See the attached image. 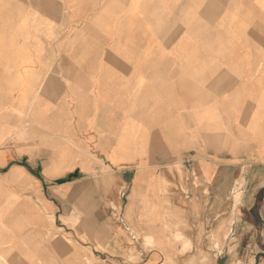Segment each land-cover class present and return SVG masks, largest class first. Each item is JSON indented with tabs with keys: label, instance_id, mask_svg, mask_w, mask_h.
I'll return each instance as SVG.
<instances>
[{
	"label": "crops",
	"instance_id": "crops-1",
	"mask_svg": "<svg viewBox=\"0 0 264 264\" xmlns=\"http://www.w3.org/2000/svg\"><path fill=\"white\" fill-rule=\"evenodd\" d=\"M263 8L264 0H0V211L11 195L5 182L34 191L55 221L75 211L92 264L121 263L113 204L129 234L144 225L137 212H160L158 226L171 211L190 228V246L203 228L202 252L215 264H264ZM25 121L29 141L8 145ZM168 248L141 250L135 264L196 255ZM70 258L84 264L77 252Z\"/></svg>",
	"mask_w": 264,
	"mask_h": 264
},
{
	"label": "rangeland",
	"instance_id": "rangeland-1",
	"mask_svg": "<svg viewBox=\"0 0 264 264\" xmlns=\"http://www.w3.org/2000/svg\"><path fill=\"white\" fill-rule=\"evenodd\" d=\"M263 5V4H262ZM264 9V8H263ZM28 121L23 122L21 127L16 130L8 138V145H14L18 142L27 143L26 129L29 124ZM177 173L179 169L177 168ZM104 182H108L105 177ZM107 184L106 186H108ZM9 188L11 193L9 203L4 211H0V264H69L72 253L77 252L81 256V261L84 264H92V257L89 255L90 248L82 247L79 240H85L82 235H76V218H74L75 211L71 212L68 221L58 217L54 220L53 213L48 209L43 201L38 197L34 191H29L19 186L4 184ZM137 196L132 192L129 196V203L125 210L127 218H133L135 211L133 210V200ZM239 195H234L236 202ZM146 196H144V206H148ZM109 218H111V229H118L124 238L123 254L119 257L121 263L113 260H106L101 264H135L141 259L140 251L148 250H162L168 251V247L180 246L181 254L186 251H191L190 254H196L191 257L188 262L195 259V264H208L207 260H213L214 257L210 254L202 252L204 230L199 228L198 234L194 236L195 247L190 246L191 236L187 238L184 234L185 230H190L188 227H180L178 223L173 220L171 211L164 212V216L160 224V212L157 215L152 210L139 211L136 213L137 217L144 224L141 227H132L133 233L129 234L116 221L119 212L118 204H113V209ZM37 210V214L41 217V221L36 222L30 214V208ZM149 207V206H148ZM88 212L83 216L80 214V221L82 218H87ZM231 214V212H230ZM64 220V221H63ZM66 224L65 228H58ZM226 222H228L226 224ZM230 221H223L224 232L229 227ZM226 225V226H224ZM212 229V228H208ZM207 229V230H208ZM207 232V234H210ZM135 236L132 239L131 236ZM168 241V243L166 241ZM170 245V246H169ZM167 264H178L169 259Z\"/></svg>",
	"mask_w": 264,
	"mask_h": 264
},
{
	"label": "bare ground",
	"instance_id": "bare-ground-1",
	"mask_svg": "<svg viewBox=\"0 0 264 264\" xmlns=\"http://www.w3.org/2000/svg\"><path fill=\"white\" fill-rule=\"evenodd\" d=\"M104 180H105V178H104ZM230 223H231V222H230ZM232 223H233V222H232ZM229 228H230V227H228L227 230L225 231V235H227V233H228V231H229ZM231 228H232V227H231ZM216 246H217V245H216ZM214 247H215V246H214ZM214 257H215V256H214ZM206 262H207L208 264H215V263L213 262V260H207Z\"/></svg>",
	"mask_w": 264,
	"mask_h": 264
}]
</instances>
